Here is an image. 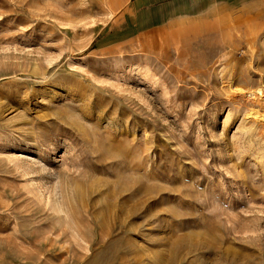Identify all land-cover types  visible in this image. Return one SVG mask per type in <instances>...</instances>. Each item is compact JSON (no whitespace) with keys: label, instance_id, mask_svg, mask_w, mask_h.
I'll return each mask as SVG.
<instances>
[{"label":"rangeland","instance_id":"rangeland-1","mask_svg":"<svg viewBox=\"0 0 264 264\" xmlns=\"http://www.w3.org/2000/svg\"><path fill=\"white\" fill-rule=\"evenodd\" d=\"M227 2L165 41L132 0H0V264H264V0Z\"/></svg>","mask_w":264,"mask_h":264},{"label":"crops","instance_id":"crops-1","mask_svg":"<svg viewBox=\"0 0 264 264\" xmlns=\"http://www.w3.org/2000/svg\"><path fill=\"white\" fill-rule=\"evenodd\" d=\"M132 3L137 31L130 40L148 39L157 31L165 36V41L171 37L182 40L189 34L200 39L211 34L214 28H220L217 31L224 33L227 26L231 28L233 20L227 0H132ZM214 5L218 11L212 13L209 9ZM240 18L242 16L237 15L235 20Z\"/></svg>","mask_w":264,"mask_h":264},{"label":"bare ground","instance_id":"bare-ground-1","mask_svg":"<svg viewBox=\"0 0 264 264\" xmlns=\"http://www.w3.org/2000/svg\"><path fill=\"white\" fill-rule=\"evenodd\" d=\"M260 6H262V5H260ZM262 7H263V6H262ZM261 11H264V8H262ZM249 93H250V94H249L248 96H250V95H252V96H258V95H261L263 92H262V89H259V90H257V92L250 91ZM262 95H263V94H262Z\"/></svg>","mask_w":264,"mask_h":264}]
</instances>
